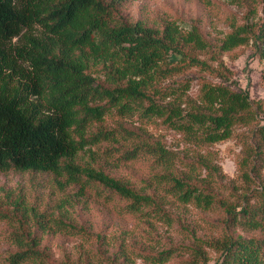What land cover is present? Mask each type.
I'll return each instance as SVG.
<instances>
[{
  "label": "trees",
  "instance_id": "16d2710c",
  "mask_svg": "<svg viewBox=\"0 0 264 264\" xmlns=\"http://www.w3.org/2000/svg\"><path fill=\"white\" fill-rule=\"evenodd\" d=\"M123 1L0 0V173L49 174L60 189L76 186V196L95 188L97 196L118 204L119 214L165 226L173 222L168 209L173 203L200 211L218 207L224 213L218 237L154 254L135 250L144 264H165L179 251L187 254L181 264H207L206 249L217 254L213 264H264V181L259 175L264 123L253 130L255 144L239 164L245 186L232 198L211 190L217 170L208 154L180 169L176 153L146 130L105 123L112 116L135 119L141 126L158 122L201 148L230 138L235 126L254 122L258 108L247 90L219 70L218 83L202 81L198 102L183 106L188 83L166 82L188 68L212 72L199 58L210 44L196 26L184 28L174 20L161 26L125 22L118 17ZM260 13L257 24L235 27L218 51L250 43L264 63V0ZM101 157L103 165L97 162ZM137 162L150 170L139 184L104 170ZM62 218L38 223L88 238L83 228ZM235 228L260 235L236 234ZM13 244L17 250L7 254L5 264H76L51 261L35 237H19ZM125 249L121 244L118 251L128 260Z\"/></svg>",
  "mask_w": 264,
  "mask_h": 264
},
{
  "label": "rangeland",
  "instance_id": "374dc122",
  "mask_svg": "<svg viewBox=\"0 0 264 264\" xmlns=\"http://www.w3.org/2000/svg\"><path fill=\"white\" fill-rule=\"evenodd\" d=\"M260 8L261 0H125L118 7V17L125 22L141 20L149 26H161L166 20H174L184 28L196 26L210 44V49L200 53L199 58L209 65L212 72L188 68L166 82L174 86L188 83L183 106L198 102L202 81L218 83L216 71L219 70L233 84L247 90L253 105L258 107L254 122L235 126L230 138L201 148L185 143L180 134L158 122L141 126L135 119L106 118L105 123L111 127L122 126L135 131L144 129L150 136L161 140L176 153L181 162L180 169L199 157L206 158L208 154L217 170L210 179L213 181L210 187L221 198H232L230 194L241 192L245 186L240 179L239 164L248 159L255 144L253 130L264 123V63L254 55L250 43L226 52H219L218 46L235 27L257 24L261 17ZM97 162L103 165L105 161L101 157ZM104 170L115 178L136 184L150 173L147 164L141 162L126 163L117 169L105 166ZM200 174L205 177L204 172ZM259 175L264 181V166ZM95 191V188L86 189L83 195L76 196V186L60 189L49 174L0 173V264H5L7 254L17 250L13 242L19 237L37 238L39 248L54 262L144 264L135 255V250L154 254L170 247L185 249L197 239L210 240L223 231L225 216L218 207L200 211L173 203L168 207L173 222L165 226L121 215L117 203L105 201ZM61 204L63 209H59ZM61 214L63 220L83 228L89 234L88 238L56 233L49 223L46 229L40 227L38 220L59 218ZM234 231L248 237L260 235L236 228ZM121 244L126 248L128 260L118 251ZM206 254L207 264H213L217 254L209 249H206ZM186 258L185 251H179L165 264H181Z\"/></svg>",
  "mask_w": 264,
  "mask_h": 264
}]
</instances>
